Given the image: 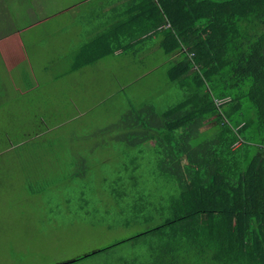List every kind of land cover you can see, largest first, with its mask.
I'll use <instances>...</instances> for the list:
<instances>
[{
	"label": "trees",
	"instance_id": "1",
	"mask_svg": "<svg viewBox=\"0 0 264 264\" xmlns=\"http://www.w3.org/2000/svg\"><path fill=\"white\" fill-rule=\"evenodd\" d=\"M20 2L0 0V40L12 41L16 56L0 46L7 71L27 59L21 32L35 24H22ZM71 7L82 39L67 56L70 71L109 56L144 68L154 58L177 101L133 97L87 138H97L92 155L112 164L103 185L110 200H99L110 212L108 228L135 231L50 264H264V0H79ZM13 87L0 76V102ZM91 171L79 155L72 177ZM28 189L37 192L31 182Z\"/></svg>",
	"mask_w": 264,
	"mask_h": 264
},
{
	"label": "rangeland",
	"instance_id": "2",
	"mask_svg": "<svg viewBox=\"0 0 264 264\" xmlns=\"http://www.w3.org/2000/svg\"><path fill=\"white\" fill-rule=\"evenodd\" d=\"M21 1L22 24L35 22L21 32L27 59L14 70L0 65L5 85L15 86L0 102V264H50L133 234L134 228H108L110 212L99 200H110L103 185L112 164L92 155L97 138H87L116 120L133 97L163 105L177 97L154 58L144 68L109 56L70 71V48L82 39L81 28L71 24V6L79 0ZM4 40L3 53L15 61L13 42ZM79 155L88 157L92 171L74 178Z\"/></svg>",
	"mask_w": 264,
	"mask_h": 264
},
{
	"label": "crops",
	"instance_id": "3",
	"mask_svg": "<svg viewBox=\"0 0 264 264\" xmlns=\"http://www.w3.org/2000/svg\"><path fill=\"white\" fill-rule=\"evenodd\" d=\"M12 56V55H11ZM8 57H10V56H8Z\"/></svg>",
	"mask_w": 264,
	"mask_h": 264
}]
</instances>
